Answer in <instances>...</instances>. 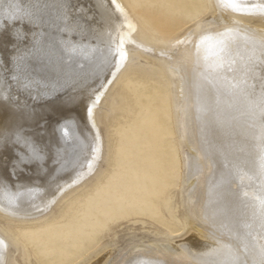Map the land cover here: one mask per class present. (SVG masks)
<instances>
[{
	"label": "bare ground",
	"instance_id": "obj_1",
	"mask_svg": "<svg viewBox=\"0 0 264 264\" xmlns=\"http://www.w3.org/2000/svg\"><path fill=\"white\" fill-rule=\"evenodd\" d=\"M208 1L207 10L164 34L156 46L147 40L124 0H116L123 13L112 0H0L2 8L16 2L34 13L32 23H4L9 32L26 34L27 45L21 42L19 47L22 54L30 52L27 63L36 69L22 82L30 85L27 90L0 73V133L11 134L13 139L19 133L44 157L24 166L23 171L17 170L16 178H12L13 152L0 151V215L26 220L56 212V202L67 190L99 170L104 163V120L114 111L119 114L123 107L114 96L106 103L101 99L113 72L116 75L129 61H143L137 54L140 49L163 61L172 85L179 178L188 226L169 238H130L122 247H105L81 264H137L141 259L157 264H208L224 259L229 249L239 253L246 264H261L264 116L256 106L260 88L257 83L244 93L230 90L229 83L242 77L243 61L248 57L255 58L259 73L262 53L244 36L264 39V25L254 21L264 16L224 12L216 7L217 0ZM227 28L240 32L234 39L230 37L234 63L213 73L205 67L207 53H200L197 64L194 45L186 37L202 29L217 33ZM122 35L130 42L125 43L127 59L117 70L116 59L108 55V49L117 46ZM181 40L185 43H177ZM9 55L5 37L0 41V60L6 61ZM208 60L211 63L214 57L209 55ZM93 89L102 93L94 108L95 128L87 116L85 99ZM17 148L26 151L22 145ZM94 148L99 151L94 152ZM94 156L97 159L93 160ZM57 159L59 163H54ZM61 188L64 191L57 195ZM6 194H20L16 205L8 203ZM0 239L7 245L0 248V264H15L17 243L3 227Z\"/></svg>",
	"mask_w": 264,
	"mask_h": 264
},
{
	"label": "rangeland",
	"instance_id": "obj_2",
	"mask_svg": "<svg viewBox=\"0 0 264 264\" xmlns=\"http://www.w3.org/2000/svg\"><path fill=\"white\" fill-rule=\"evenodd\" d=\"M156 46L161 37L208 0H124ZM247 16V15H239ZM264 25V18L254 20ZM111 79L109 96L123 105L105 118L103 165L56 202L58 210L26 220L0 215V227L18 247L15 264H81L130 238H169L187 226L179 178L173 91L163 61L138 49ZM118 115V116H117Z\"/></svg>",
	"mask_w": 264,
	"mask_h": 264
},
{
	"label": "snow or ice",
	"instance_id": "obj_3",
	"mask_svg": "<svg viewBox=\"0 0 264 264\" xmlns=\"http://www.w3.org/2000/svg\"><path fill=\"white\" fill-rule=\"evenodd\" d=\"M112 2L116 8L123 13V9L120 5L116 4V0H112ZM216 7L221 11L230 12L232 14H259L264 16V0H260L259 3L255 4H249L246 0H217ZM0 8H2V6H0ZM33 18L34 13L30 8H25L20 3L16 2L10 3L7 8H2V11H0V24L3 25L4 29L3 31H0V41L4 40L6 37L7 46L10 49L8 59L6 61L0 60V73L7 74L11 82H15L18 85L22 84L26 90L30 87V85L22 82L29 80V73L36 70L27 63V58L28 55H30V52L22 54L19 47L21 42L27 45V36L20 31L9 32L8 24L4 22H11L14 26L17 22L32 23ZM128 26L132 28L131 24ZM197 27H201V25L198 23ZM132 30L135 31L134 28H132ZM239 35V30L233 28H227L225 31L217 33L202 29L200 32L196 33L189 32L186 40L194 45L197 64L200 62V53L203 51L207 53L204 56L205 67L210 69L213 73H219L224 69L225 64H228L229 67H231V64L234 63V61L230 59V37L234 39ZM244 39L249 41L254 48H259L262 53L259 64V73H257L258 66L255 62V58L248 57L243 61L242 77L235 83H229V89L246 93L249 88L254 89L258 83L260 93L256 100V106L259 108L261 115L264 116V39L257 41L248 35H245ZM126 42L130 41H126L125 36L122 35L119 44L114 48L110 46L108 49V55L116 59L117 70H119L122 62L127 59V52L125 51ZM112 43L115 44V41L113 40ZM177 43H185V41L181 40L177 41ZM73 51H75V47H73ZM209 55L214 57V60L211 63H209L208 60ZM107 62L108 61L106 60V63ZM113 77H115V72H113ZM249 80L254 83L249 84ZM111 82L112 81L110 80L109 83ZM9 88H11V83H9ZM53 91H55V87L53 88ZM93 95H95V99H92ZM101 95L102 93H97V90L93 89L92 92L85 98L88 101L86 105V113L93 128H95V122L93 119L94 108L100 103ZM4 99H8V97H5ZM261 134L262 137H264V125L261 127ZM96 140L97 143H99V133H97ZM18 145H22L23 149H26V151L17 148ZM10 149L13 152L10 170V176L12 178H16L17 170L23 171L24 166L29 165L34 161L44 159L41 154V150L38 149L30 139L22 137L19 133L15 134L14 139L11 134L0 133V151H8ZM93 151L98 152L99 148H94ZM95 159H97V157L94 156L93 160ZM54 163H59V159L54 161ZM88 166L90 169L92 168V161L88 162ZM260 171L261 174L264 175V157L261 158ZM31 191L32 189H29V192ZM63 191V188L59 189L57 195ZM19 195L20 194L12 196L6 194L5 198L8 200L10 205H16ZM54 202L55 197L49 203L51 204ZM261 207L262 217H264V200L261 201ZM6 247L7 245L5 242L0 239V248ZM216 251L217 250L215 249L213 250V252ZM261 255L264 256V246L261 247ZM137 264H157V262L150 259H141L137 262ZM208 264H246V262L242 259L239 253L229 249L224 259L208 262ZM261 264H264V260H262Z\"/></svg>",
	"mask_w": 264,
	"mask_h": 264
}]
</instances>
